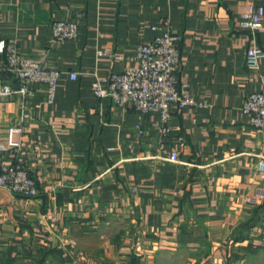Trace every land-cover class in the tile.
Returning <instances> with one entry per match:
<instances>
[{
  "label": "crops",
  "instance_id": "crops-1",
  "mask_svg": "<svg viewBox=\"0 0 264 264\" xmlns=\"http://www.w3.org/2000/svg\"><path fill=\"white\" fill-rule=\"evenodd\" d=\"M252 2L264 4L0 0V42L60 71L53 102L36 81L26 98L0 96V143L21 128L0 162L24 165L38 185L34 196L0 186V243L70 264H95L79 242L128 264H222L234 230L242 244L264 241V129L242 110L264 88V57L246 62L250 46L264 48V24L256 38L242 25ZM55 19L76 21L78 36L56 40ZM166 30L182 35L179 79L199 103L172 104L168 134L158 111L114 105L92 88L136 66L138 45Z\"/></svg>",
  "mask_w": 264,
  "mask_h": 264
},
{
  "label": "built area",
  "instance_id": "built-area-1",
  "mask_svg": "<svg viewBox=\"0 0 264 264\" xmlns=\"http://www.w3.org/2000/svg\"><path fill=\"white\" fill-rule=\"evenodd\" d=\"M263 24L264 4H248L242 14V25L256 38L257 31ZM52 29L56 40H72L78 36V24L74 20L55 19ZM181 40L180 33L166 30L152 41L141 42L137 49L138 64L123 72H111L104 79H95L92 83L94 93L100 98H109L114 105L125 106L131 103L143 114L158 111L164 123L163 131L168 134L172 104L179 108L199 104L188 92V84L180 83ZM0 54L3 55L0 58V96L17 95L19 98H26L33 94L30 82L36 81L47 84L48 101H54L59 70L44 68L41 60L26 57L16 45L6 44L4 41L0 42ZM262 57L264 48L255 44L248 48L246 62L250 67H256ZM77 76L76 72L71 73L73 79ZM242 110L249 116L253 126L264 129V88L250 92L244 99ZM18 130H21L18 126L10 127L8 143H0L1 151L19 147L20 142L13 136ZM169 159L180 161L179 152L173 150ZM258 168L264 170V156L261 157ZM0 186L25 196L38 193L35 177L20 163L0 162Z\"/></svg>",
  "mask_w": 264,
  "mask_h": 264
},
{
  "label": "rangeland",
  "instance_id": "rangeland-1",
  "mask_svg": "<svg viewBox=\"0 0 264 264\" xmlns=\"http://www.w3.org/2000/svg\"><path fill=\"white\" fill-rule=\"evenodd\" d=\"M236 235H238V231L234 230L231 235L234 241L230 240L228 248L223 249L222 253L219 252V255L222 254L223 257L221 258L222 264H264V241H248L242 244L235 241ZM75 246L77 249L80 248V250L86 251V257L90 261H94L95 264H128L126 261L116 262L115 258L105 257L100 249L99 242H79ZM202 252L203 250L198 255ZM70 262H73L72 258H62L56 252L46 256L42 251L23 254L15 250L12 252L11 248L0 243V264H70Z\"/></svg>",
  "mask_w": 264,
  "mask_h": 264
},
{
  "label": "trees",
  "instance_id": "trees-1",
  "mask_svg": "<svg viewBox=\"0 0 264 264\" xmlns=\"http://www.w3.org/2000/svg\"><path fill=\"white\" fill-rule=\"evenodd\" d=\"M248 224H249V223H248ZM248 224H247V226H248ZM241 232H243V230L240 231V232L238 231V235H236V239H237V238H240V235H242Z\"/></svg>",
  "mask_w": 264,
  "mask_h": 264
}]
</instances>
